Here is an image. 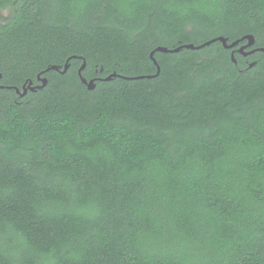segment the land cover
Segmentation results:
<instances>
[{
  "label": "trees",
  "instance_id": "1",
  "mask_svg": "<svg viewBox=\"0 0 264 264\" xmlns=\"http://www.w3.org/2000/svg\"><path fill=\"white\" fill-rule=\"evenodd\" d=\"M2 9L0 264H264V52L102 80L264 48V0Z\"/></svg>",
  "mask_w": 264,
  "mask_h": 264
},
{
  "label": "water",
  "instance_id": "2",
  "mask_svg": "<svg viewBox=\"0 0 264 264\" xmlns=\"http://www.w3.org/2000/svg\"><path fill=\"white\" fill-rule=\"evenodd\" d=\"M243 39H246L247 42L236 49V51H238L239 53H242L243 55H248V54L254 53L256 50H260V51L264 52V48H255V49H251V50H246L247 47L251 46L254 43V38L250 34H247V35L243 36L242 38L231 42L230 44L227 43V38L226 37L217 36L215 38H212L210 40L205 41L204 43H202L200 45H194L192 43H188V44L180 45V46H178L176 48H173V49H169V48H166V47H163V46H158V47H156L154 50H152L150 52V57H151V59L153 60V62L157 66V71H156L155 74H153V75H141V76H136V77H126V76H120L118 74L113 73V74H110V75L106 76L102 80L108 81V80H111L113 77H121V78H125V79H138V78H152V77L157 76L160 73V67H159V65H158V63H157V61H156V59L154 57V53L155 52H178V51H180L183 48L193 49V50L194 49H200V48H203L205 46L210 45L211 43H213L215 41H220L224 48H234L239 43V41H241ZM234 51L235 50H233L231 52V59L234 62H236L235 58H234ZM254 65H255V62H251V63H249L248 67H252ZM68 67H69V64H68V62H66L63 68H61V66H59V65H52L49 69L57 70V71H59L61 73H64L68 69ZM84 67H85V60H83V63L81 64L80 68L78 69V73H79L80 79H81L82 83H84L88 87V89H93L95 87L94 79H90L89 81H87L81 75V71L84 69ZM38 80H41V84L40 85H33L32 81L29 80L28 84L23 86L22 92L19 91V89H17V88H15V90H16V92L20 93L21 95H24L27 92L28 89L34 90L35 88H41V87L45 86V84L47 82L46 78H41L40 76H38Z\"/></svg>",
  "mask_w": 264,
  "mask_h": 264
},
{
  "label": "rangeland",
  "instance_id": "3",
  "mask_svg": "<svg viewBox=\"0 0 264 264\" xmlns=\"http://www.w3.org/2000/svg\"><path fill=\"white\" fill-rule=\"evenodd\" d=\"M10 13L9 9H2L0 10V19L7 17V15Z\"/></svg>",
  "mask_w": 264,
  "mask_h": 264
},
{
  "label": "flooded vegetation",
  "instance_id": "4",
  "mask_svg": "<svg viewBox=\"0 0 264 264\" xmlns=\"http://www.w3.org/2000/svg\"><path fill=\"white\" fill-rule=\"evenodd\" d=\"M34 85V84H33Z\"/></svg>",
  "mask_w": 264,
  "mask_h": 264
}]
</instances>
